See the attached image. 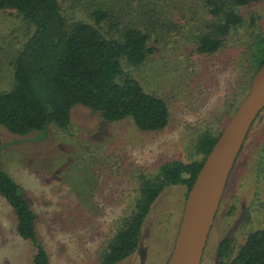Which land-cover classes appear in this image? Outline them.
Here are the masks:
<instances>
[{
  "label": "rangeland",
  "instance_id": "374dc122",
  "mask_svg": "<svg viewBox=\"0 0 264 264\" xmlns=\"http://www.w3.org/2000/svg\"><path fill=\"white\" fill-rule=\"evenodd\" d=\"M240 10L246 17L260 14L264 33V0ZM34 29L17 11L0 12V93L12 88L17 55ZM175 34L158 35L141 66L124 63L127 73L167 101L171 116L165 129L143 131L131 117L111 122L81 104L72 108L67 127L52 122L23 136L0 124L1 164L37 213L49 264H101L134 211L142 182L157 177L168 162L201 160L198 139L221 133L248 92L256 65L246 54L247 28L233 32L213 54L198 52L196 44ZM188 193L185 184L166 186L152 204L138 249L116 264H167ZM17 222L0 195V264H33L36 247L18 234ZM258 229H264V109L231 172L202 264L229 263ZM224 239L229 244L221 256Z\"/></svg>",
  "mask_w": 264,
  "mask_h": 264
},
{
  "label": "trees",
  "instance_id": "16d2710c",
  "mask_svg": "<svg viewBox=\"0 0 264 264\" xmlns=\"http://www.w3.org/2000/svg\"><path fill=\"white\" fill-rule=\"evenodd\" d=\"M255 1L0 0V12L17 11L35 28L17 55L12 88L0 93V124L23 136L52 122L67 127L72 108L81 104L111 122L131 117L143 131L163 130L171 116L167 101L127 73L124 63L144 64L161 33L175 31L196 44L198 52L213 54L233 32L247 28L246 54L250 52L255 73L264 65L261 15L246 17L240 10ZM67 11L74 15L69 18ZM220 134L206 132L198 139L201 160L168 162L157 177L142 182L135 209L110 241L101 264H116L138 249L152 204L168 185L185 184L190 190ZM2 148L0 137V195L15 211L18 234L36 247L33 264H49L37 213L23 186L2 166ZM228 244V239L221 242V256ZM227 264H264V229L250 233Z\"/></svg>",
  "mask_w": 264,
  "mask_h": 264
},
{
  "label": "water",
  "instance_id": "95a60500",
  "mask_svg": "<svg viewBox=\"0 0 264 264\" xmlns=\"http://www.w3.org/2000/svg\"><path fill=\"white\" fill-rule=\"evenodd\" d=\"M264 109V65L224 126L189 190L167 264H202L231 172L248 134Z\"/></svg>",
  "mask_w": 264,
  "mask_h": 264
},
{
  "label": "flooded vegetation",
  "instance_id": "af4514ba",
  "mask_svg": "<svg viewBox=\"0 0 264 264\" xmlns=\"http://www.w3.org/2000/svg\"><path fill=\"white\" fill-rule=\"evenodd\" d=\"M222 202V201H221ZM220 208V207H219ZM219 211V210H218Z\"/></svg>",
  "mask_w": 264,
  "mask_h": 264
}]
</instances>
